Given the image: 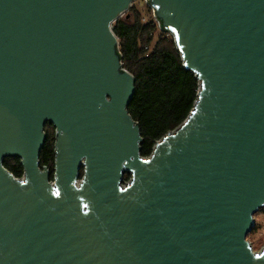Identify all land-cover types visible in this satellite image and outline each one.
Instances as JSON below:
<instances>
[{
	"label": "water",
	"instance_id": "obj_1",
	"mask_svg": "<svg viewBox=\"0 0 264 264\" xmlns=\"http://www.w3.org/2000/svg\"><path fill=\"white\" fill-rule=\"evenodd\" d=\"M132 1L0 0V264H264L246 240L264 205V0H146L199 79L146 157L112 30Z\"/></svg>",
	"mask_w": 264,
	"mask_h": 264
},
{
	"label": "trees",
	"instance_id": "obj_2",
	"mask_svg": "<svg viewBox=\"0 0 264 264\" xmlns=\"http://www.w3.org/2000/svg\"><path fill=\"white\" fill-rule=\"evenodd\" d=\"M156 22L151 20L143 24L139 11L129 7L127 16L122 15L112 23L122 66L134 76V93L126 109L138 124L139 153L143 157L149 156L156 141L187 117L199 83L197 74L184 65L171 31L158 28ZM156 30L159 31L158 39L149 48ZM43 129L46 135L39 151V162L50 168L52 179L54 126L47 123ZM3 165L14 176L23 175L19 157H4ZM128 176L130 174L125 173L123 179Z\"/></svg>",
	"mask_w": 264,
	"mask_h": 264
},
{
	"label": "rangeland",
	"instance_id": "obj_3",
	"mask_svg": "<svg viewBox=\"0 0 264 264\" xmlns=\"http://www.w3.org/2000/svg\"><path fill=\"white\" fill-rule=\"evenodd\" d=\"M130 7H133L135 10L137 9L139 11V13L141 14V22L143 24L151 20H154L156 22L154 16L151 14L153 13V10L147 4L146 0H133ZM158 36H159V31L156 30L154 32L153 39L149 45V48H151L154 45V43L158 39ZM253 218H254V224L251 230L247 233L246 240L249 241L252 250L254 252H259L260 250H262V247L264 246V205L257 210L256 214L253 215Z\"/></svg>",
	"mask_w": 264,
	"mask_h": 264
},
{
	"label": "flooded vegetation",
	"instance_id": "obj_4",
	"mask_svg": "<svg viewBox=\"0 0 264 264\" xmlns=\"http://www.w3.org/2000/svg\"><path fill=\"white\" fill-rule=\"evenodd\" d=\"M46 124H47V123H46ZM46 124H45V125H46ZM45 125H44V127H45ZM45 134H46V133H45ZM53 167H54V165H53ZM47 168H48V167H47ZM48 170L50 171V168H48ZM52 170H53V168H52Z\"/></svg>",
	"mask_w": 264,
	"mask_h": 264
}]
</instances>
